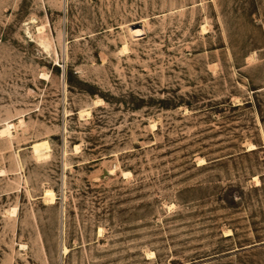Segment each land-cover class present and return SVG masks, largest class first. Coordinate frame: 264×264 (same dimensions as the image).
<instances>
[{"label": "rangeland", "instance_id": "rangeland-1", "mask_svg": "<svg viewBox=\"0 0 264 264\" xmlns=\"http://www.w3.org/2000/svg\"><path fill=\"white\" fill-rule=\"evenodd\" d=\"M0 171V264H264V0H0Z\"/></svg>", "mask_w": 264, "mask_h": 264}, {"label": "bare ground", "instance_id": "bare-ground-1", "mask_svg": "<svg viewBox=\"0 0 264 264\" xmlns=\"http://www.w3.org/2000/svg\"><path fill=\"white\" fill-rule=\"evenodd\" d=\"M147 25V24H146ZM42 27H38V31L39 32H41L42 31ZM206 30V27L205 26H203V29H202V31H205ZM132 31H133V33L134 34H136L135 36L137 37L138 35H139V32H140V30H139V28H133L132 29ZM42 45L46 48V46L47 45H45L44 43H42ZM49 46V45H48ZM128 50H129V48H128V45L125 43L124 44V46H123V48L121 49V52L122 53H127L128 52ZM100 102H102V101H96V103H100ZM78 114H80V116L81 117H89V116H91V114H90V112L88 111V110H80V112L78 113ZM24 121V120H23ZM5 125H6V128H7V132H8V134H9V137L11 138V139H13V138H15L14 136V134H13V130H16V127H15V125L14 124H11V123H9V122H7V123H5ZM155 127V124L152 122L151 123V127L150 128H154ZM248 147V151H255V150H257V146H255V145H253V144H248L247 145ZM49 142L47 141V140H41V141H39V142H35V143H33L32 144V146H31V150H32V152H33V154H34V157L37 159V160H41V159H43V160H45V158L48 156V154H49ZM76 150L78 149V147L76 146V148H75ZM77 152V151H76ZM47 159V158H46ZM200 163H204L203 161H201ZM3 174V171H0V176ZM131 174L129 173V172H123V176L124 177H128V176H130ZM252 182L253 183H255L256 184V186H260V182H259V179H258V177H254L253 178V180H252ZM43 200H44V203H46L47 205H49V206H52V205H54L55 204V202H56V194H55V192L52 190V189H46L45 190V192H44V196H43ZM172 208V207H171ZM16 213H17V210H16V208H14L12 211H11V214L13 215V216H15L16 215ZM225 234H226V236L227 235H231V231L230 230H227V232H225ZM68 252V250H67V248H65L64 249V253H67ZM147 256L149 257V258H152L153 257V253H149V254H147Z\"/></svg>", "mask_w": 264, "mask_h": 264}]
</instances>
